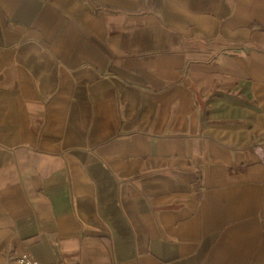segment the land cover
<instances>
[{
	"label": "crops",
	"instance_id": "obj_1",
	"mask_svg": "<svg viewBox=\"0 0 264 264\" xmlns=\"http://www.w3.org/2000/svg\"><path fill=\"white\" fill-rule=\"evenodd\" d=\"M264 264V0H0V264Z\"/></svg>",
	"mask_w": 264,
	"mask_h": 264
},
{
	"label": "built area",
	"instance_id": "obj_2",
	"mask_svg": "<svg viewBox=\"0 0 264 264\" xmlns=\"http://www.w3.org/2000/svg\"><path fill=\"white\" fill-rule=\"evenodd\" d=\"M12 264H68V263H66L64 261L41 263L37 259L30 256L29 254L24 253L22 255L15 257Z\"/></svg>",
	"mask_w": 264,
	"mask_h": 264
}]
</instances>
